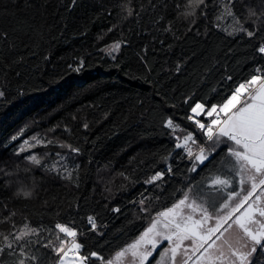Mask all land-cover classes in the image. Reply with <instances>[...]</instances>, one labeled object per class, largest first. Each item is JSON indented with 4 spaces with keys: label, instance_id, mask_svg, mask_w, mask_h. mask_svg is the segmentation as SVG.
Listing matches in <instances>:
<instances>
[{
    "label": "trees",
    "instance_id": "obj_1",
    "mask_svg": "<svg viewBox=\"0 0 264 264\" xmlns=\"http://www.w3.org/2000/svg\"><path fill=\"white\" fill-rule=\"evenodd\" d=\"M227 3L0 0V233L36 230L26 251L37 260L28 264H56L44 245L64 238L57 224L77 230L82 255L111 259L157 212L219 171L228 145L196 172L197 162L176 145L191 134L193 152L208 147L188 119L191 107L219 104L239 82L264 75L257 51L264 0H234L236 19L224 11ZM117 42L119 51H111ZM157 173L162 178L149 182ZM18 258L5 249L0 264ZM253 264H264V255Z\"/></svg>",
    "mask_w": 264,
    "mask_h": 264
},
{
    "label": "snow or ice",
    "instance_id": "obj_2",
    "mask_svg": "<svg viewBox=\"0 0 264 264\" xmlns=\"http://www.w3.org/2000/svg\"><path fill=\"white\" fill-rule=\"evenodd\" d=\"M233 2L228 0L224 11L236 19L229 7ZM189 3L196 9L201 6L206 9L209 0H189ZM128 14H132L131 9ZM188 14L194 15L195 12ZM205 14L201 10V15ZM249 15L256 16L257 13L249 10ZM239 31L245 32L248 37L256 35L254 30L243 27ZM120 47L117 42L111 46V51H119ZM257 51L264 54V45L259 46ZM79 70L76 68V71ZM255 72L261 73L262 69L257 68ZM2 96L4 92L0 91ZM190 111L192 115L188 119L195 123L204 134L205 141L210 144L207 150L201 145L198 152L193 153L189 142L195 141L189 134L183 138L184 143H178L176 147L186 148L189 157L204 164L222 140L231 142L233 146L227 148V153L235 163L229 161L224 167L236 171L240 189L229 192L226 200L218 205V213H213L209 211V206L214 201L215 193L231 187V180L220 175L212 176L208 188L201 190L197 198L190 196L192 189L189 188L182 199L164 211L157 212L156 218L136 240L108 260L97 252L81 255L83 245L76 239L77 230L65 224H57L56 228L64 238L57 236L58 244L50 241L44 247L53 249L59 257V264H87L91 258L101 264H149V258L154 257V254L159 257L155 264H178V258L179 264H253L255 256L264 255V75L253 74L249 79L239 82L219 104L212 103L206 109L204 103L198 102ZM202 116L211 118L210 122H202L198 118ZM166 124L169 128L174 127L172 119H168ZM84 127L87 128V125ZM24 150L20 149L21 152ZM27 159L34 165H41L36 155H29ZM195 170L194 165L192 171ZM162 176L163 173H157L149 182L160 180ZM245 184L249 188L241 195ZM114 211L119 212L120 209ZM88 222L91 229L96 230L94 218L88 217ZM35 233L36 230L28 225L14 233H0L3 241L0 254L8 249L12 253L18 252L16 264L35 262L36 255L26 251L30 246L27 237ZM165 242L167 245L161 247Z\"/></svg>",
    "mask_w": 264,
    "mask_h": 264
},
{
    "label": "rangeland",
    "instance_id": "obj_3",
    "mask_svg": "<svg viewBox=\"0 0 264 264\" xmlns=\"http://www.w3.org/2000/svg\"><path fill=\"white\" fill-rule=\"evenodd\" d=\"M208 123H209V121H208ZM224 145H228V147L233 146L231 144V142H226V141H223L222 140L221 143L217 145V148L216 149H220ZM203 146H205V148L207 150L208 147H206V144H204ZM189 147H191V146H189ZM192 151H193V149H192ZM195 152L196 151H194L193 153H195ZM229 161H231L232 163H235L234 159L232 157H230L228 155V153H227L226 154V157L222 161L223 163L221 164V167H220L219 171L216 172V174H214L213 176L220 175L222 177L228 178V179L231 180L232 185L229 188L223 189L222 191L215 193V195H214V201L209 206V211L210 212L218 213V205L221 204V203H223L226 200V198L228 196V193L231 192V191L239 190L240 189V186H239V176L237 175L236 171L235 170H230L229 168L224 167V164L225 163H228ZM209 181H210V179L202 182V184H199L198 183L197 185H195L194 187H192L191 188L192 189V193H190V196L192 198H197V194L200 193L201 190H206L208 188V182ZM248 188H249V185L248 184H245L243 186V189L244 190L241 192V195L245 194L246 191L248 190ZM198 202H199V199H198ZM150 224L147 227H149ZM161 247H165V246L164 245H161ZM159 250L160 249H158L157 251L159 252ZM114 256L111 259H113ZM157 259H159V257L156 254H154V257H150L149 258V264H155V262H156ZM56 264H59V258H58ZM178 264H179V258H178Z\"/></svg>",
    "mask_w": 264,
    "mask_h": 264
},
{
    "label": "flooded vegetation",
    "instance_id": "obj_4",
    "mask_svg": "<svg viewBox=\"0 0 264 264\" xmlns=\"http://www.w3.org/2000/svg\"><path fill=\"white\" fill-rule=\"evenodd\" d=\"M195 168H196V170H195V172H196V171H198L199 169H201L202 167L200 166L199 163H197L196 166H195ZM210 178H211V177H210ZM210 178H209V179H210ZM209 179H207V180H209ZM203 182H204V181H203ZM199 184H202V182L199 183ZM166 245H167V242L164 243V246H166Z\"/></svg>",
    "mask_w": 264,
    "mask_h": 264
},
{
    "label": "water",
    "instance_id": "obj_5",
    "mask_svg": "<svg viewBox=\"0 0 264 264\" xmlns=\"http://www.w3.org/2000/svg\"><path fill=\"white\" fill-rule=\"evenodd\" d=\"M183 143H184V141H183L181 144H183ZM212 158H213V154H211V155L209 156V159L206 160V161L204 162V164H200V166H201V167L205 166L209 161H211Z\"/></svg>",
    "mask_w": 264,
    "mask_h": 264
},
{
    "label": "built area",
    "instance_id": "obj_6",
    "mask_svg": "<svg viewBox=\"0 0 264 264\" xmlns=\"http://www.w3.org/2000/svg\"><path fill=\"white\" fill-rule=\"evenodd\" d=\"M202 122H203V121H202ZM204 123H206V124H207L208 122H204ZM196 152H198V150H197ZM196 152H195V153H196ZM77 238H78V237H77ZM77 238H76V239H77Z\"/></svg>",
    "mask_w": 264,
    "mask_h": 264
},
{
    "label": "clouds",
    "instance_id": "obj_7",
    "mask_svg": "<svg viewBox=\"0 0 264 264\" xmlns=\"http://www.w3.org/2000/svg\"><path fill=\"white\" fill-rule=\"evenodd\" d=\"M30 193V192H29ZM31 194V193H30Z\"/></svg>",
    "mask_w": 264,
    "mask_h": 264
}]
</instances>
